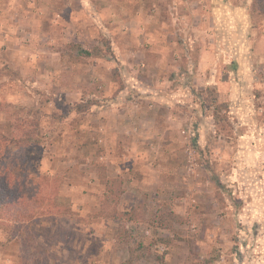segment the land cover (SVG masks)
<instances>
[{"label":"rangeland","instance_id":"1","mask_svg":"<svg viewBox=\"0 0 264 264\" xmlns=\"http://www.w3.org/2000/svg\"><path fill=\"white\" fill-rule=\"evenodd\" d=\"M120 1L0 0V153L33 213L0 211V264H23L20 220L50 251L34 264H123L141 241L133 264H264V15L254 0H147L166 25L149 35L132 32ZM18 107L41 145L7 139ZM125 107L145 114L107 149ZM135 154L128 167L153 173L156 193L131 198L130 176L111 171L110 155ZM98 164L123 179L118 209L133 218L100 216Z\"/></svg>","mask_w":264,"mask_h":264},{"label":"trees","instance_id":"2","mask_svg":"<svg viewBox=\"0 0 264 264\" xmlns=\"http://www.w3.org/2000/svg\"><path fill=\"white\" fill-rule=\"evenodd\" d=\"M254 8L259 14L264 15V0H254ZM79 47V52L84 55H99L100 51L87 50L81 46ZM21 108L18 107L16 122L13 121L9 127L10 135L7 139L15 144L17 147L30 148L32 146H39L42 144L43 138L39 132V125L33 122L32 119H23L20 115ZM219 111H214L216 124L224 129L226 117L218 114ZM100 169L99 180L100 183L104 185L105 199L102 201L100 216L106 219L117 220L122 217L133 218L134 213H136L137 208H132L129 211H121L118 206L121 203V197L124 192L122 184L123 179L118 177H110L105 170L104 165L98 164ZM3 168V169H2ZM5 168V169H4ZM19 166L17 163L7 162L5 157L0 153V211L4 210L8 206V210L11 211L12 205L16 204L17 209L14 211L15 214L21 216L23 219L32 218V210L26 206L25 201L24 186L25 181L21 179L24 177L21 172H19ZM25 178V177H24ZM23 180V181H22ZM112 198V199H110ZM111 200L114 201L113 206H111ZM16 231L19 232L15 235L14 242L21 247L20 259L23 264H34L40 258L46 259L50 251L45 247L37 238L35 233L30 226L26 225L23 221H18L16 226ZM56 233V234H55ZM52 238H56L58 241L65 242L66 237L64 231L56 230ZM63 234V235H62ZM140 247L137 249L131 248L129 257L123 264H133L135 257L141 258L144 256L145 248L143 242L141 241ZM140 252V253H139Z\"/></svg>","mask_w":264,"mask_h":264},{"label":"crops","instance_id":"3","mask_svg":"<svg viewBox=\"0 0 264 264\" xmlns=\"http://www.w3.org/2000/svg\"><path fill=\"white\" fill-rule=\"evenodd\" d=\"M118 1V0H117ZM147 0H121L120 2L123 3V6H121L122 8H124V13H125V18L128 19L131 24L132 27H134L135 29L132 31L133 33L135 31H138L139 29H141L142 31H146V33H148L149 35H152V31L154 30V28H156L157 32H162L164 30V27L166 26L165 24L157 23V21L154 19L155 17L152 14H149V12L145 9V2ZM152 22H156V27L155 24L153 25ZM154 27V28H153ZM124 110H126V113L124 114H120L118 119H110L109 127L108 129L110 130L109 133L107 132V136L105 139V144H107V149L108 147L111 146H118L120 147V141L116 138V135L114 133L115 128H119V127H130L129 125L131 123H133V119L129 118L128 116H131L132 118L134 116H140L141 120L143 115L145 114V111H132L130 109V111L128 112L127 107L123 108ZM116 113H118L117 111H115ZM129 113V114H128ZM139 118L134 119V121L136 122H140L141 121ZM143 122V121H142ZM145 124L148 125H156L157 120L155 118H153V120L148 121V119L146 120ZM108 129L106 131H108ZM125 144V143H124ZM129 144V143H128ZM110 151V149L108 150V152ZM135 158L133 161L130 160V162L128 161H121L120 159H118L115 156H109L108 157V161L111 164V166L113 167L111 171H116V169H119V171H117L120 174H123L124 176H130L128 177V180L125 182L126 184L124 185V188H126L125 190V194H130L131 198H132V194H134L135 192L140 193L141 191H148L149 193H156L157 191H159V184H158V178H155V176L153 175V173H149L148 171H145V173H143V176L141 178H139V176H141V172L137 170H134L132 167L134 165H139L141 164L140 160L138 161V158H142L141 155L139 154H135V156L133 157ZM154 163H151L150 165L153 166ZM157 164V163H156ZM129 165H132V167H128ZM126 170V171H125ZM115 177L118 175H114ZM136 176H138V178H136ZM133 198L136 199V197L134 196ZM131 204L132 203L131 201ZM129 253V252H128ZM129 257V254L126 256Z\"/></svg>","mask_w":264,"mask_h":264}]
</instances>
